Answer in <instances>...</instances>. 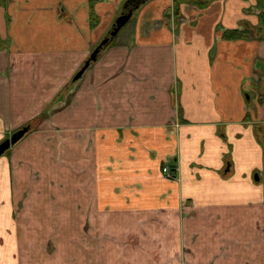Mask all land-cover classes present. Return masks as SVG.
Segmentation results:
<instances>
[{
    "label": "crops",
    "instance_id": "crops-1",
    "mask_svg": "<svg viewBox=\"0 0 264 264\" xmlns=\"http://www.w3.org/2000/svg\"><path fill=\"white\" fill-rule=\"evenodd\" d=\"M126 1L0 0V140L37 117L34 130L72 136L73 165L90 173L75 169L79 187L59 196L73 238L21 245L0 162V264H22L25 248L31 264L38 252L42 264H264V0L180 2L173 21L174 0H136L69 84ZM27 80L41 83L39 109L12 115L6 88Z\"/></svg>",
    "mask_w": 264,
    "mask_h": 264
},
{
    "label": "rangeland",
    "instance_id": "rangeland-1",
    "mask_svg": "<svg viewBox=\"0 0 264 264\" xmlns=\"http://www.w3.org/2000/svg\"><path fill=\"white\" fill-rule=\"evenodd\" d=\"M170 16L173 21L177 15L172 10ZM129 24L128 22L127 26ZM5 74L8 76L9 72L6 71ZM48 75L52 78L51 81H54L59 78L60 72L49 71ZM71 76L67 82H74ZM43 83L49 85L47 81ZM40 87L41 83H38L37 87L32 83L30 85L27 80L20 82L16 87L6 88L11 114L24 115L26 113L25 116L28 117L30 113H36L40 105L38 102ZM2 88H4L3 84ZM48 89L52 88L49 86ZM18 122L15 119V124ZM24 125L26 124L20 127ZM36 126L37 121L32 127L30 126V129L34 130ZM36 129L26 133L20 141L0 155V162L4 158L9 161V172L7 173L11 179L8 189L5 190L6 198H9L5 206L11 207L14 219L13 236L15 231L18 244L43 243L48 238L49 242L61 241L62 246L65 241L73 238V234L72 231L62 230L61 224L66 216L60 208L59 196L63 191L79 187L72 181L77 176L75 169L83 178L90 177L89 166L73 165L71 135H62L58 127L49 128L48 132L46 129H39L44 130L42 132ZM88 179L87 182L81 183V189H88L86 186ZM2 184L5 185L6 182ZM0 201L2 202V198ZM49 246L51 252L48 257L52 258L61 254L58 253L57 248L52 249L50 243ZM25 249L18 250V255L22 259V264H31V259H29L31 253ZM35 256L36 263L34 264H42L46 261V257L40 252Z\"/></svg>",
    "mask_w": 264,
    "mask_h": 264
},
{
    "label": "water",
    "instance_id": "water-1",
    "mask_svg": "<svg viewBox=\"0 0 264 264\" xmlns=\"http://www.w3.org/2000/svg\"><path fill=\"white\" fill-rule=\"evenodd\" d=\"M127 4H132V5L128 7ZM138 6H139V1L137 2L136 0L126 1V4L123 6L124 8H126V10H122L120 14L115 18L110 30L108 31V34L92 50V52L86 58L82 66L79 68V70L73 75V78H72L73 81H76L82 76V74L89 67L91 62L96 61L99 50L103 46L108 45L110 41H112V39L117 35L120 29L129 21V19L132 16L133 10L136 9ZM29 130H30V125L29 124L24 125L14 130L8 138L2 140L0 142V155L4 153L8 148H10V146H13L18 141H20L23 138V136L29 132Z\"/></svg>",
    "mask_w": 264,
    "mask_h": 264
},
{
    "label": "trees",
    "instance_id": "trees-1",
    "mask_svg": "<svg viewBox=\"0 0 264 264\" xmlns=\"http://www.w3.org/2000/svg\"><path fill=\"white\" fill-rule=\"evenodd\" d=\"M211 0H174V5H173V12L178 15V6L180 2H191V3H196L198 5H200V7H204L206 4H208ZM93 17V16H92ZM259 20H260V25L256 28L258 32H263L264 29V12L259 14ZM92 24H94V22L92 21ZM224 36L227 38H233V37H237V36H242V32L240 30L234 29V30H228L224 32ZM110 43H112L110 41ZM108 43V44H110ZM106 46H103L98 53L99 54L102 52V50L104 48H106ZM93 63V62H91ZM90 63V64H91ZM38 120V118L36 117L33 121L28 122L31 127L33 126V124L36 123V121ZM32 130V129H31ZM264 145V144H263Z\"/></svg>",
    "mask_w": 264,
    "mask_h": 264
},
{
    "label": "built area",
    "instance_id": "built-area-1",
    "mask_svg": "<svg viewBox=\"0 0 264 264\" xmlns=\"http://www.w3.org/2000/svg\"><path fill=\"white\" fill-rule=\"evenodd\" d=\"M161 170H162L163 174L169 179H173L176 177L175 171L173 169H170L167 166H163Z\"/></svg>",
    "mask_w": 264,
    "mask_h": 264
}]
</instances>
